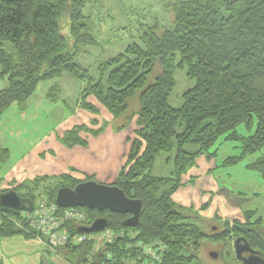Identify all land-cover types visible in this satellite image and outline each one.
Masks as SVG:
<instances>
[{
	"label": "trees",
	"instance_id": "obj_1",
	"mask_svg": "<svg viewBox=\"0 0 264 264\" xmlns=\"http://www.w3.org/2000/svg\"><path fill=\"white\" fill-rule=\"evenodd\" d=\"M90 1L0 0V81L8 83L0 90V120L13 104H26L41 83L64 74L86 84L78 105L96 116L105 109L120 119L131 109L130 101H137L139 112L128 116L137 120L135 138L128 139L132 148L112 185L130 200L142 201L140 225L127 228L123 224L127 215L80 208L90 215L91 225L105 219L108 229L134 230L143 243H162L167 247L163 264L198 260L207 239L235 245L238 238H244L264 257V218L258 210L227 221L222 233L209 237L173 198L181 187V174L221 138L240 143L243 149L241 156L226 160L228 165L264 150V0H173L172 26L159 22L143 25L146 31L141 42L104 61L97 79L77 62L84 47L94 42L86 23L89 16H85ZM66 29L69 35L65 36ZM177 70L185 71L188 80L195 82L185 92L181 108L169 102L177 86ZM47 99L56 102L52 94ZM93 124H100L99 120ZM244 126L249 132L255 128L254 134L240 135L238 129ZM105 128L90 131L81 125L58 138L67 149L87 148L86 134L99 137ZM164 153L176 165V182L153 175L155 162ZM247 167L264 177V155ZM85 181L93 178H76L73 171L62 175L56 188L45 194L55 202L61 188L72 189ZM41 184L42 179H37L34 186ZM14 190L17 192H5ZM29 191L26 196L19 195L33 204L42 193ZM0 214H5L1 238L37 237V233L27 234L13 224L11 220L20 219L19 215L1 210ZM80 229L69 227L73 236L80 234ZM110 251H116L117 260L106 259L105 253ZM120 253L117 246L96 253L92 242L61 250L69 264H119Z\"/></svg>",
	"mask_w": 264,
	"mask_h": 264
},
{
	"label": "rangeland",
	"instance_id": "obj_2",
	"mask_svg": "<svg viewBox=\"0 0 264 264\" xmlns=\"http://www.w3.org/2000/svg\"><path fill=\"white\" fill-rule=\"evenodd\" d=\"M90 2L85 16H89L86 23L92 29L94 42L84 47L77 62L96 79L104 61L124 53L128 45L141 42L146 31L143 25L159 22L170 28L174 19L170 12L173 0ZM64 35H69L68 29ZM160 69L158 66L157 73ZM152 77L151 81L154 80ZM175 80L177 86L169 102L172 107L181 108L185 92L192 89L195 82L188 80L186 72L181 70L175 72ZM7 86V81H0V90ZM86 87L85 83L64 74L56 80L41 83L26 104L4 115L0 123V194L8 189H17L21 196H26L32 188L36 190L34 193L47 196L45 193L56 188L62 175L70 174L71 166L79 167L81 176L77 178L83 180L91 175L94 182L106 186L111 185V177H118L121 158L124 156L126 163L132 148V142H127L128 137L135 138L137 129L136 117L131 121L128 116L139 112V104L135 100L130 101L129 114L120 119H114L105 109L96 116L79 108L78 102ZM48 94L53 95L55 103L47 99ZM92 101L96 103L95 99ZM96 119L100 124H93ZM81 125L90 131L106 125L104 133L97 139L90 133L86 134L88 139H92L91 151H65L64 147L57 145L58 137ZM238 132L248 136L254 134L255 128L249 132L244 126ZM242 153L240 143L221 138L180 176L181 187L173 197L176 206L185 209L188 217H192L191 221L203 228L209 237L222 233L227 221L242 219L248 210H258L264 218V177L247 167L264 155V150L245 156L238 164L226 163L227 159L239 157ZM169 157L165 153L158 157L153 175L176 182L177 168L173 161H168ZM90 159L94 166L88 164ZM45 177L47 179L44 180ZM37 179H42V184L36 188ZM203 243L199 259L190 264H242L237 260L233 242L225 245L207 239ZM212 253L218 257L214 259ZM55 259L59 264H69L63 258Z\"/></svg>",
	"mask_w": 264,
	"mask_h": 264
},
{
	"label": "built area",
	"instance_id": "obj_3",
	"mask_svg": "<svg viewBox=\"0 0 264 264\" xmlns=\"http://www.w3.org/2000/svg\"><path fill=\"white\" fill-rule=\"evenodd\" d=\"M32 212H21L20 219L11 220L17 228L25 233L35 232L39 241L54 252L56 257L61 256V250L69 245H82L92 242L96 253L110 247H119V264H163L167 247L160 242L147 244L141 242L138 233L132 231H115L106 229L97 233H81L72 235L69 227H91L90 215L80 208H60L56 203L49 201L47 196L41 195L33 203ZM5 214H0V225ZM18 220V221H17ZM116 251L106 252L108 261L114 260ZM117 260V259H115Z\"/></svg>",
	"mask_w": 264,
	"mask_h": 264
},
{
	"label": "water",
	"instance_id": "obj_4",
	"mask_svg": "<svg viewBox=\"0 0 264 264\" xmlns=\"http://www.w3.org/2000/svg\"><path fill=\"white\" fill-rule=\"evenodd\" d=\"M54 203L60 208H86L100 212L109 210L119 215H131L123 223L127 228L138 227L143 213L142 201L130 200L122 189L114 185H102L97 181H85L72 189L61 188ZM33 207L31 201L22 198L15 190L0 194V210L3 213L19 215L21 212H32ZM108 226L107 220L97 219L91 227L81 228L80 232L97 233L106 230ZM235 242V254L242 264H264L263 255L252 249L244 238H238ZM245 254H249V257L246 258ZM211 255L214 259L218 257L216 253Z\"/></svg>",
	"mask_w": 264,
	"mask_h": 264
},
{
	"label": "crops",
	"instance_id": "obj_5",
	"mask_svg": "<svg viewBox=\"0 0 264 264\" xmlns=\"http://www.w3.org/2000/svg\"><path fill=\"white\" fill-rule=\"evenodd\" d=\"M16 107H18V104L15 103L11 106V109H14ZM11 109L6 114H11ZM2 119L0 120V123ZM93 138L97 139L98 137H93ZM128 139L132 140L134 138L128 137ZM91 140H92L91 138L88 139V143L90 144L89 147L74 148L71 150L86 149L88 151H91L90 150L92 145L90 142ZM127 142L129 141L127 140ZM57 145H61L62 147H64L65 151H71L70 149H67L64 145H62L60 141H58ZM121 159H122L121 161L122 164H120V166H122L121 167L122 169L125 166L124 156ZM87 162L90 166H94L91 164L92 159H90V161ZM84 164L85 163L81 165L83 166ZM71 168H72L71 172L69 171L70 174L74 171V176L76 175L75 176L76 178L81 176L80 174L81 172L78 166L77 167L71 166ZM87 176L91 177V175H87ZM117 179L118 177L117 178L111 177L110 179V182H112L111 185L115 183ZM1 186H2V182L0 183V187ZM55 257L56 256L54 255V252L49 250L45 246V244L42 241H39L38 239H33L29 237L26 238L24 235H16L13 237H5V238L0 237V264H59L58 261H56Z\"/></svg>",
	"mask_w": 264,
	"mask_h": 264
},
{
	"label": "flooded vegetation",
	"instance_id": "obj_6",
	"mask_svg": "<svg viewBox=\"0 0 264 264\" xmlns=\"http://www.w3.org/2000/svg\"><path fill=\"white\" fill-rule=\"evenodd\" d=\"M129 218H131V215H127V219H129ZM127 219H126V220H127ZM244 256H245L246 258H248V257H249V254H245Z\"/></svg>",
	"mask_w": 264,
	"mask_h": 264
}]
</instances>
